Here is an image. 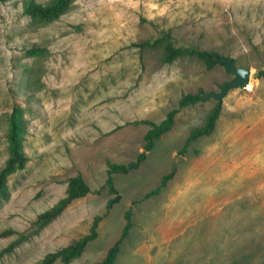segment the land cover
Segmentation results:
<instances>
[{
  "label": "rangeland",
  "instance_id": "374dc122",
  "mask_svg": "<svg viewBox=\"0 0 264 264\" xmlns=\"http://www.w3.org/2000/svg\"><path fill=\"white\" fill-rule=\"evenodd\" d=\"M21 1L0 4V168L16 105L30 160L0 202V253L31 233L69 178L81 175L90 193L0 264H37L88 234L97 217V238L69 264L99 262L127 211L131 228L115 264H264V0H74L50 22L24 16ZM165 31L176 46L249 68L251 86L228 90L209 136L187 142L217 100L180 109L139 168L113 176L116 192L102 189L107 162L143 152L149 126L138 122L159 124L182 95L217 93L233 77L222 65L186 56L164 64L160 50L135 47Z\"/></svg>",
  "mask_w": 264,
  "mask_h": 264
},
{
  "label": "trees",
  "instance_id": "16d2710c",
  "mask_svg": "<svg viewBox=\"0 0 264 264\" xmlns=\"http://www.w3.org/2000/svg\"><path fill=\"white\" fill-rule=\"evenodd\" d=\"M9 1L11 0H0V4H5ZM73 1L74 0H50L45 4H41L35 2L34 0H23L21 1L22 13L24 16L39 22H50L64 15L69 10ZM135 47L138 48L140 52L146 50H160L162 54L161 62L164 64H171L178 58L186 56L196 58L202 62L207 69H212L216 65H222L219 60L224 59V57L214 51L199 50L190 46H176L171 35L166 31L161 32L160 36L153 40H145L135 44ZM26 52L27 54H31L32 49L28 48ZM258 77L264 78V71H259ZM202 100L201 91H198L195 94H184L178 102V109L169 111L159 124H153L147 121L138 122L149 126V129L144 135L145 144L143 146V152L137 156L135 161L128 164L107 162V178L102 189H108V191L116 192L113 183V176L117 174H128L130 171L138 169L141 163L146 159L147 153L153 149L155 142L172 129L175 122V116L179 110L190 105H195ZM220 109L221 105H216L207 115L204 125L190 133L187 142L212 134L220 115ZM23 114V108L16 105L12 107L9 115L8 129L6 133L8 156L3 166L0 168V202L6 201L9 198L10 191L8 187V180L10 176L25 169L30 160L24 150L27 127ZM182 153L183 151H181V154ZM172 175L173 172L164 175L159 188L147 194L146 197L157 194L161 188L165 187L167 181L172 177ZM89 193L90 189L81 175L69 178L65 196L52 207L40 213L36 217V220L33 223V230L29 235L19 234L18 238L2 250L0 255L12 252L13 249L20 243L38 235L41 230L55 221L73 201L83 198ZM130 216V211H127L124 215L126 224L119 239L107 250L104 258L94 264H115L121 245L126 239L131 228ZM100 220V217L93 220L88 234L82 236L62 249L48 253L37 264H55L56 262L69 264L73 260L79 258L86 249L87 245L97 238V226ZM13 233V231H8L4 232L2 235H9Z\"/></svg>",
  "mask_w": 264,
  "mask_h": 264
},
{
  "label": "water",
  "instance_id": "95a60500",
  "mask_svg": "<svg viewBox=\"0 0 264 264\" xmlns=\"http://www.w3.org/2000/svg\"><path fill=\"white\" fill-rule=\"evenodd\" d=\"M219 62L225 67L227 72L233 75V77L223 84L219 92L204 94L202 98L204 100L214 99L220 104L228 90L246 89L250 82L251 70L246 67H237L232 58H224L219 60Z\"/></svg>",
  "mask_w": 264,
  "mask_h": 264
},
{
  "label": "bare ground",
  "instance_id": "6f19581e",
  "mask_svg": "<svg viewBox=\"0 0 264 264\" xmlns=\"http://www.w3.org/2000/svg\"><path fill=\"white\" fill-rule=\"evenodd\" d=\"M249 85V84H248ZM251 86V85H250ZM250 86H247V88H250Z\"/></svg>",
  "mask_w": 264,
  "mask_h": 264
}]
</instances>
